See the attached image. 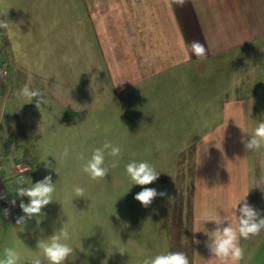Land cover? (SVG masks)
Returning <instances> with one entry per match:
<instances>
[{
  "label": "crops",
  "instance_id": "0c3cea01",
  "mask_svg": "<svg viewBox=\"0 0 264 264\" xmlns=\"http://www.w3.org/2000/svg\"><path fill=\"white\" fill-rule=\"evenodd\" d=\"M0 19L9 21L7 30L0 29V63L11 67L0 82V129L6 128L8 139H38V124L56 123L60 114H68L64 101L99 105L126 97L131 105L121 108L134 112V122L146 109L162 116L163 130H186L184 142L195 145L198 175L206 143L237 140L232 129L237 113L244 124L239 139L249 140L257 123L264 122V0H187L183 7H169L167 0H0ZM193 41L205 46L206 59L197 60L194 53L186 58L184 45ZM235 58L238 73L233 75L225 63ZM25 84L47 99L40 110L36 98L23 105L16 97ZM123 123L124 133L133 132ZM197 128L199 133L188 132ZM7 147L0 150V161ZM1 164L2 201L13 190L18 170L16 163ZM246 174L250 184V165ZM232 182L238 188L237 176ZM196 189L193 240L199 243L192 248L193 264H217L206 247L214 231L213 221H206L213 220L208 188L205 200L203 187ZM261 250L264 243L255 245L256 253ZM239 264H264V258L251 255Z\"/></svg>",
  "mask_w": 264,
  "mask_h": 264
},
{
  "label": "rangeland",
  "instance_id": "374dc122",
  "mask_svg": "<svg viewBox=\"0 0 264 264\" xmlns=\"http://www.w3.org/2000/svg\"><path fill=\"white\" fill-rule=\"evenodd\" d=\"M225 64L229 65L233 75L238 73L237 58ZM122 100L125 102H121L119 97L99 105L92 100L83 105L64 101L68 114H60L56 123H50L48 119V122L38 124L39 137L36 140L24 142L25 137L22 139L16 135L8 139L4 134L6 128L0 129V150L9 146L8 155L0 161V167L1 163L7 166L16 163L18 170L13 190L0 200V237L3 238L0 241V258L4 257L6 248H14L22 262L40 256L42 264H48L37 249V242L64 226L72 234L70 244L75 248V259L66 260L67 264H143L145 258L167 252H183L193 264L197 260L192 255V248L196 245L193 240V232L197 230L193 225V203L197 185L203 189L207 185L208 210L212 212L213 220L221 218L224 221L222 228L229 223L236 227V216L240 215L243 201L237 204L233 198L236 197L238 202L247 193L248 204L264 217L263 150L246 151L242 140L248 139H239L243 135L244 124L237 109L236 124L232 125L237 132V140L206 143L207 156L197 175V156L194 157L193 153L195 145L185 144L186 130H163L165 122L162 116L148 115L146 109L136 113L137 122H134V112L122 109L123 105H131L130 99L123 97ZM0 116L1 119V113ZM121 120L133 132L124 133ZM29 129L35 130V127L30 126ZM200 130L188 132L199 133ZM106 140L121 147L122 159L119 167L110 169L105 179L94 181L81 170L84 160L79 159V155L82 153L85 159L90 158L92 151ZM65 147L69 149L66 158L62 157ZM45 159L50 167L41 162ZM111 160L112 157L106 154V165ZM133 160L152 164L160 172L158 179L150 185H132L125 165ZM28 164L31 165L28 168L30 173L25 175L23 170ZM249 165L252 174L250 184L245 183ZM47 175H51L53 183H56L55 201L42 209L40 217L28 219L24 226H18L17 219L24 215L19 204L21 200L29 202L27 197L16 196L18 179L23 176L30 185ZM235 176L238 177V188L232 182ZM28 184L21 187L26 188ZM77 185L85 189V198L73 196L72 189ZM144 187L155 188L166 195L157 196L150 206L143 207L134 197ZM224 198L227 205H223ZM13 199L16 200L15 205L11 203ZM213 224L215 230L217 225L214 221ZM259 243H264V231L240 240L241 247L250 246L245 248V260L251 255L264 258V250L254 251ZM120 248L127 252L121 255ZM213 260L220 263L216 258Z\"/></svg>",
  "mask_w": 264,
  "mask_h": 264
},
{
  "label": "clouds",
  "instance_id": "9594fccd",
  "mask_svg": "<svg viewBox=\"0 0 264 264\" xmlns=\"http://www.w3.org/2000/svg\"><path fill=\"white\" fill-rule=\"evenodd\" d=\"M167 2L169 7L174 4L183 7L187 0H167ZM8 27L9 21L7 19H0V29L7 30ZM184 47L188 60L192 59L189 53H194L197 60L202 61L207 58L206 48L199 41H193L190 45L185 44ZM15 95L24 101L23 105L32 103L33 98H36V107L39 110L43 104L48 103L39 89H34L28 84H25L19 89ZM250 137V140H242L247 152L264 149V122L257 123L254 134ZM106 154L112 157L111 162L107 165L105 163ZM68 155L69 149L65 147L62 157L66 158ZM79 159L84 160L81 166L83 173L87 174L91 180L100 181L105 179L110 169L119 167L120 160L122 159V149L118 144H113L111 141L106 140L101 147L95 148L92 151L90 158L85 159L81 153ZM41 162H44L46 167H50L46 159ZM125 171L132 185L140 186L152 184L160 175V172L146 161L136 162L133 160L125 165ZM17 183L19 186L16 189V196L27 197L29 200L28 203H24L21 200L19 204L24 215L17 219L16 224L18 226H24L28 219L40 217L42 215V209L55 201L54 193L56 191V183H53L51 175L45 176L35 184L31 182L30 185L28 184V180L21 176ZM24 184H28V187H21ZM72 192L75 198H85V189L81 186H74ZM247 194L237 202L238 204L243 201V206L239 208L240 215L238 217L235 215L237 219L236 227H233L229 223L227 227L221 228L222 220H206L214 221L217 225L215 230L210 232L211 235L207 233L210 241L206 244V247L220 264H239L245 258V249L240 246V240H247L264 231V217L253 206L248 204L246 200ZM165 195V192H158L155 188L144 187L135 195L134 199L139 201L143 207L147 208L157 196L163 197ZM11 203L15 205L16 200L13 199ZM71 240L72 234L62 226L52 236L39 239L37 249L42 252L43 258L48 264H65L66 260L75 259V248L70 244ZM196 243H199V241H196ZM118 251L121 255L127 252L124 248H120ZM19 261L20 255L14 248H6L4 250V257L0 258V264H18ZM29 264H42V259L40 256H34L29 261ZM143 264H190V261L183 252H167L145 258Z\"/></svg>",
  "mask_w": 264,
  "mask_h": 264
},
{
  "label": "built area",
  "instance_id": "2783aa9c",
  "mask_svg": "<svg viewBox=\"0 0 264 264\" xmlns=\"http://www.w3.org/2000/svg\"><path fill=\"white\" fill-rule=\"evenodd\" d=\"M11 67L9 63H0V82L7 79L10 75Z\"/></svg>",
  "mask_w": 264,
  "mask_h": 264
}]
</instances>
